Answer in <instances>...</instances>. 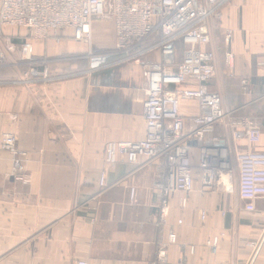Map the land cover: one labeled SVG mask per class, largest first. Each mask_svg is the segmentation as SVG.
Listing matches in <instances>:
<instances>
[{
	"label": "crops",
	"instance_id": "1",
	"mask_svg": "<svg viewBox=\"0 0 264 264\" xmlns=\"http://www.w3.org/2000/svg\"><path fill=\"white\" fill-rule=\"evenodd\" d=\"M219 1V18L210 22L216 54L211 88L238 117L256 118L262 138L251 147L235 140L227 124L218 126L234 160L231 189L207 187L197 176L186 207L180 205L183 193L171 195L167 231L178 234V243L169 248V264H264V198L255 210L246 209L235 158L239 150H264V0ZM225 28L233 30L232 66L226 62ZM7 29L13 31L7 37L12 63L32 53L68 59L51 70V80L35 84L19 81L20 68L0 69V264H147L160 236L157 169L145 157L138 164L105 160L108 142L146 135L143 68L136 61L96 65L100 58L90 52L108 46L90 47L69 29L33 40L25 38L27 28L2 31ZM182 111L191 115L198 108L183 101ZM5 133L18 137L28 183L13 174L14 156L1 147ZM203 209H209L205 219Z\"/></svg>",
	"mask_w": 264,
	"mask_h": 264
},
{
	"label": "built area",
	"instance_id": "2",
	"mask_svg": "<svg viewBox=\"0 0 264 264\" xmlns=\"http://www.w3.org/2000/svg\"><path fill=\"white\" fill-rule=\"evenodd\" d=\"M223 3L219 0H0L1 23L30 29L37 38L69 29L75 40L91 47L94 24L109 20L114 27V49L91 51L89 56H122L120 61H136L143 68L148 85L143 105L146 135L141 140L108 142L105 160L108 164H138L145 157L157 169L154 187L161 197L157 222L160 236L156 256L147 264H169V248L178 243V234L167 231L172 194L183 193L180 205L186 207L197 176L207 187L231 189L234 160L227 140L217 135L218 126L227 124L235 140H246L251 147L262 138L256 118L238 117L235 110L225 108L220 92L211 88L216 54L210 47V22ZM231 31L225 30L228 49L233 38ZM149 55L148 59H142ZM234 60V53L227 50L228 65L232 66ZM115 62L119 63L117 59ZM7 64L8 51L0 46V66ZM31 72L41 74L44 80L52 79L47 75L48 70L39 73L31 68ZM183 101L195 102L197 113L184 114ZM17 142L16 134L5 133L1 147L14 156L15 178L28 183L25 153ZM235 158L239 194L247 202L246 209L253 211L255 202L264 198V150H239ZM99 184L102 188L106 186L105 171L100 174ZM131 194L134 199L135 188ZM208 211H201L202 219ZM218 242L219 236L210 242L214 250ZM250 245L257 248L259 243ZM77 264L89 262L82 259Z\"/></svg>",
	"mask_w": 264,
	"mask_h": 264
},
{
	"label": "rangeland",
	"instance_id": "3",
	"mask_svg": "<svg viewBox=\"0 0 264 264\" xmlns=\"http://www.w3.org/2000/svg\"><path fill=\"white\" fill-rule=\"evenodd\" d=\"M218 15H219V12H217V16ZM217 16L213 17V19L214 18H219V16L218 17ZM211 22H212V20H211ZM4 27H7V28H17V27L4 26L1 23V20H0V46H2V48H4L6 51L9 52L10 51L9 49L11 47L9 46V44H7V43H9L7 41L8 40L7 37H11V36H9V34H12L13 31H10V29L2 31V28H4ZM19 29H21V28H19ZM28 30H30V29H28ZM225 30H230L231 31L232 29L225 28ZM30 31L25 33L26 34L25 38L33 40L32 37L36 38V36L32 32V30H30ZM93 31H94L93 32V45H96V47L100 46V47H103V48H105L104 46H108V49L98 50V52H94V53H99L100 51L101 52H110L112 49H114V47H115L114 46L115 45L114 44L115 43L114 42L115 41V36H114L113 23L111 21L105 20V19L98 20L94 24ZM231 32L233 34V30ZM17 36H20V35L17 34L16 37ZM10 41L12 43H14L13 40H10ZM7 48H8V50H7ZM73 58H78V57L74 56ZM67 59L68 58H66V56H62V55L61 56H59V55H56V56H45V54L35 55V54L32 53L31 56L20 58V59H18V62H14V63H12L11 59L8 57V63L10 65H12V67H17V68L21 69V71L23 73L21 80H19V81H21V83L31 82L32 84H35V83L43 82V81H47V80H44V78L42 76H40L41 74H34L33 72H31V68H36L39 73L40 72L43 73L45 70H48L47 75L52 78L51 70L53 71L54 69H56L58 64H61L63 62H67ZM121 59H122V56H118V58H117V60L119 61L118 64L121 65V64L127 63V61H120ZM114 61H116V59H114ZM15 63H17V64H15ZM9 64L4 65V66H0V69H9L11 67ZM34 66H36V67H34ZM60 77L61 76H58V79H61ZM53 79H57V78L55 77ZM158 238L159 237H157V240L155 242L156 246H157V243H158Z\"/></svg>",
	"mask_w": 264,
	"mask_h": 264
},
{
	"label": "trees",
	"instance_id": "4",
	"mask_svg": "<svg viewBox=\"0 0 264 264\" xmlns=\"http://www.w3.org/2000/svg\"><path fill=\"white\" fill-rule=\"evenodd\" d=\"M117 58H118V56L113 57V58H111V57L100 58V60H97V61L95 62V64H96V65H103V64H106V63H108V62H111L112 60L117 59Z\"/></svg>",
	"mask_w": 264,
	"mask_h": 264
}]
</instances>
